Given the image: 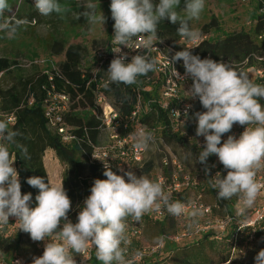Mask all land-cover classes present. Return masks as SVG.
I'll use <instances>...</instances> for the list:
<instances>
[{"label": "trees", "instance_id": "obj_1", "mask_svg": "<svg viewBox=\"0 0 264 264\" xmlns=\"http://www.w3.org/2000/svg\"><path fill=\"white\" fill-rule=\"evenodd\" d=\"M256 1V14L253 23L247 29L228 31L222 28L218 17L213 13L202 14L201 35L209 34L210 36L191 46L194 47L190 49L192 54L200 56L201 59L211 58L217 62L221 60L229 62L236 70H245L250 67L258 70L264 69V59H260L264 55V0ZM10 2L12 1H8L9 5ZM26 3L27 5L23 2L19 4L15 16L27 22L35 21L36 14L24 8L29 4ZM106 21L109 40L114 35V20L112 16H108ZM178 27V24H173L167 19L158 25L159 40H164L173 46L175 53L179 50L176 49L180 39L188 41L177 34ZM68 40L67 38L62 39L59 35L51 36L45 42L46 51L54 56L62 55L63 59L55 65L52 63L33 64L32 69L26 73L21 72L19 62L14 59L12 53L0 55V120L6 121L13 130L19 133L16 137L17 143L27 148L30 158L24 157L20 148L9 145V151L17 158L14 167L19 173L22 194H32L30 206H36L35 197L39 194V190L30 186L27 178L40 176L44 177L46 183L48 182L42 156L46 149H51L57 159L65 165L61 183L63 182V187L72 203L68 218L72 223H76L84 200L90 195L94 180L107 179L103 175L104 165L108 164L113 172L121 175V172L111 165L113 158H128L135 164L142 163L144 174L151 173L156 163L161 162L164 176H156L155 181L162 179L164 186L168 183V177H173L172 161L169 157H163L158 153L161 150L156 142L153 149L148 151L147 159L142 157L144 151L139 161L133 158V146L128 147L126 140L133 137L137 125L153 131L154 134L160 130V134L170 145L181 146L186 154L191 153L190 158L196 161L204 144H200L195 136L197 122L193 116L194 113L203 112L205 109L198 98L192 99L188 103L191 106L188 108V118L183 125H175L168 118L167 112L160 109L157 102H149L152 99L156 101L160 99L159 83L148 82L153 87L146 89L148 83H145V78L151 76L153 71L146 76H139L137 83L131 86L111 83L107 89L103 87V90L110 93L114 99L113 106L117 111V117L112 126L117 139L125 140L121 147L125 150V154L120 155L117 143L100 147L102 108L96 102L97 83L91 80L90 71L93 65L81 71L84 58L83 48L81 44L70 43ZM175 65L178 70L185 71L183 60L176 61ZM76 75L80 78L79 82L73 83L72 80L76 78ZM59 94L67 96V101L58 98ZM138 97L143 107L147 108L138 115L137 120L132 121L129 118ZM180 102L185 101L180 99V101L172 102L170 106L178 108ZM49 109L53 114L56 112L61 117V122L67 127L69 139H64L56 129L49 125L46 115ZM9 117H12L11 121L8 120ZM231 132L224 134L222 141L226 140ZM164 159H166V164L163 163ZM196 164L202 175L199 188L206 190L215 198L212 206L207 205L209 212L206 214L220 221L226 217L231 218L224 229L217 232L209 227H201L192 238L179 241L178 235L168 230V225H170L174 232L177 217L170 215L166 209L160 216L155 210L146 213L142 220L145 222L154 220L158 225V233L164 242L163 251L170 254V259L174 264H225L231 258L232 249L243 243H245L246 253L249 254L248 260L243 264H253L257 253L264 249V230L241 226L235 222L237 197L234 196L231 200L217 199V190L211 188L208 179L214 177L217 172L222 177L226 176L227 170L220 162H217L215 155L208 158L207 165L210 168L208 175L205 174V165L199 162ZM260 173H264V170ZM171 198L174 199L173 201L180 200L185 204L191 202L182 195V191L174 192ZM189 214L190 212H186L183 215L190 216ZM127 223V235L130 239L128 258L132 264H140V261L142 264H151L142 257V248L134 236L139 231L135 224L136 221L129 217ZM198 224L196 221L193 226H198ZM11 225L16 227L13 233L9 232ZM28 234L19 229V223L16 222L15 217H10L7 225L0 226V256L3 258L0 260H3L5 264H15L19 261L14 252L22 250L24 236ZM242 234H244L243 237ZM249 237L251 238L248 241ZM87 261L90 264H102L96 258L94 246L90 250Z\"/></svg>", "mask_w": 264, "mask_h": 264}, {"label": "clouds", "instance_id": "obj_2", "mask_svg": "<svg viewBox=\"0 0 264 264\" xmlns=\"http://www.w3.org/2000/svg\"><path fill=\"white\" fill-rule=\"evenodd\" d=\"M180 3L181 0H159L158 3L111 0L114 44L117 45L112 52L118 55L106 71V89L111 83L134 85L139 76L156 70L157 60L143 55L137 54L126 63L127 54L121 52V46L131 49L134 38L140 37L142 47L150 50L160 41L158 25L161 21L167 19L178 24L177 34L190 42L200 40L201 31L192 27L191 22L200 19L205 0H184V8L178 10ZM34 6L45 17L68 11L59 0H34ZM81 6L84 11L75 19L82 16L90 26L105 23V16L97 12L92 0H85ZM6 11H11L8 0H0V17ZM26 23L14 17L5 19L0 22V32L9 40L16 39L19 29ZM192 48L176 52L171 61L183 60L185 73L181 78L190 77L193 81L187 95L198 98L205 109L193 116L197 122L196 135L205 140L195 162L205 165L208 175V158L217 156L227 170L226 176L217 172L208 179L211 188L217 190V199L231 200L235 196L244 208H251L264 189V184L257 180V173L264 170V104L260 103L264 99V85L255 83L247 73L236 70L229 62L193 55ZM184 115L188 118L187 111ZM234 124L246 126L245 130L239 138L228 135L222 142V136L229 133ZM17 135L19 133L6 121L0 120V226L7 225L9 218L15 217L19 229L29 233L34 242L46 241L43 254L34 257L32 264H76L73 253L83 254L89 245L95 247L96 258L102 264H132L128 258L129 217L139 222L146 213L162 207L174 217L186 211L185 203L173 201L172 193L165 190L161 181L145 175L137 177L132 171L117 175L108 164L104 165L103 173L107 179L94 180L76 223L68 218L72 203L63 182L54 185L46 183L44 177L27 178V183L39 190L35 197L37 204L31 207L32 194H22L19 173L14 167L17 158L9 151V145H15L24 157L30 158L27 148L17 143ZM133 139L135 148L143 151H151L156 142L154 132L145 128L134 132ZM189 215L191 227L203 212L193 207ZM255 264H264V249L255 256Z\"/></svg>", "mask_w": 264, "mask_h": 264}, {"label": "rangeland", "instance_id": "obj_3", "mask_svg": "<svg viewBox=\"0 0 264 264\" xmlns=\"http://www.w3.org/2000/svg\"><path fill=\"white\" fill-rule=\"evenodd\" d=\"M12 1L10 4L11 11H6L3 17H0V22L5 19L16 18L15 13L18 10L20 3L28 2V6L24 8L28 11H32L36 14V20L32 22H27L25 25L21 26L18 31V36L16 39L9 40L5 38V34L0 32V55L2 54H11L14 55V59L19 62L21 72H28L32 68V65L29 64V61L37 60V65H46L47 63H52L55 65L60 60L63 59L62 55L54 56L46 51L45 42L50 39L51 36H61V38H67L70 43H79L83 48L84 58L82 62L81 71L85 70L87 66L93 65V52L100 46H104L108 42L107 35V21L103 25L97 24L95 26H90L85 18L81 16L79 20L75 19L76 15L84 11V8L81 6L85 0H59V3L68 9V11L63 15H57L53 13L50 16H42L38 13L34 6V0H8ZM93 3L97 6V12L100 11L105 16L106 20L108 16H111L110 4L111 0H92ZM154 3H158L159 0H153ZM256 0H205V8L202 14L205 12H211L218 17L219 23L222 28L232 31L238 30L241 28L247 29L253 23L254 15L256 14ZM184 8V0H181L179 5V10ZM201 14V15H202ZM18 19V18H17ZM203 20L192 21V27L198 28L200 30V25ZM202 31V30H200ZM210 36L201 35V39ZM200 40L195 42L185 41L180 39L177 42L178 51L185 49V47H191L196 45ZM161 45L164 48V51L172 56L175 54L174 47L160 40ZM34 54V55H33ZM40 61V62H39ZM43 61V62H41ZM243 71L240 69L238 71ZM248 74L249 78L255 83L264 85V69H254L247 68L244 70ZM155 78V76H154ZM79 76L76 75L72 81L73 83L79 82ZM192 83H188L184 86L183 90L180 93V99H183L185 102L189 103L193 98H189L187 91L191 88ZM148 87V88H147ZM146 89H150L153 85L148 84ZM102 88L101 90H103ZM105 100L108 103H114V99L110 93L104 92ZM261 104H264V99L260 101ZM103 111V107H102ZM107 111V110H106ZM244 127L239 124H234L233 129L236 127ZM246 127V126H245ZM144 128V127H143ZM160 131V130H159ZM157 131L155 134L156 143L158 144L161 152V156H166L171 159L172 173L173 177H168V183L165 184V190L172 193L182 191V195L191 202H201L204 205L212 206L214 204L215 198L212 197L210 193L206 190H201V170L199 169L196 162L188 157L186 152L181 146L170 145L164 137ZM238 131V130H237ZM116 135L112 123L106 127H102V131L99 136V145L100 147L115 145L117 143V138L112 136ZM223 142V141H222ZM128 147H134V139L131 137L126 140ZM100 150V149H99ZM149 152H143V158L147 159ZM49 159L50 161H47ZM112 160V167H116L121 172V175L128 171H132L136 174L137 177L145 175L152 180H156L155 177L164 176L163 166L161 162L156 163V167L151 173L144 174L142 172V163L135 164L130 159H115ZM217 162H219L218 157L216 156ZM43 165L46 170L48 181L51 184H60L62 173L65 169L63 165L55 156V153L51 149H46L42 156ZM127 180V177L125 176ZM163 183V181L161 180ZM184 193V194H183ZM172 199V198H171ZM174 200V199H172ZM190 202V203H191ZM259 202V196L254 203L255 206ZM241 206L242 211L239 213L237 208ZM252 206V207H253ZM236 210L234 213L235 222L241 224L245 222L248 218H251V208H244L242 203L238 200L237 205L235 206ZM163 208V207H162ZM165 209V208H163ZM191 212L190 210L185 211ZM13 218V217H11ZM177 224L175 230L168 225V230L173 234L178 235V239H190L196 232V226L193 224L189 227L190 216L182 215L176 218ZM199 224L198 227L201 228H212L217 232H221L220 227L221 221L219 219L213 218L210 215H207L203 212V215L197 218L196 220ZM139 229L138 234H134L135 238L139 241L140 247L142 248V257L149 261L151 264H174L170 259V254L163 251L162 237L159 235L158 225L151 220L150 222H145L142 219L139 222L135 223ZM62 227V224H61ZM16 230V227L11 225L9 226V232L13 233ZM246 234V233H245ZM131 235V234H130ZM242 237L244 234L241 235ZM251 237L248 238V241ZM54 239V238H49ZM22 250L14 252L18 256L20 264H32L34 257H39L43 254L46 241L34 242L30 234L24 236ZM76 264H90L87 260H84L82 254L73 253ZM249 254L246 253L245 243L241 246L236 245L232 249L231 258L225 264H243L248 260ZM2 256H0V259ZM3 259V258H2ZM138 258L136 257V260ZM139 261V260H138ZM0 264H5V262L0 260ZM15 264H17L15 262ZM142 264V261H140ZM255 264V261L253 262Z\"/></svg>", "mask_w": 264, "mask_h": 264}, {"label": "built area", "instance_id": "obj_4", "mask_svg": "<svg viewBox=\"0 0 264 264\" xmlns=\"http://www.w3.org/2000/svg\"><path fill=\"white\" fill-rule=\"evenodd\" d=\"M202 40V39H201ZM117 45L114 44V36L108 40V42L104 46H100L93 52V67L90 71L91 80L97 83L95 94H96V102L102 108V118H101V126L106 127L110 123H113L114 119L117 117V111L115 110L113 104L108 103L105 100L104 91L101 89L104 87L105 82L108 80L107 69L110 65L112 59H114L118 54L113 53L112 50ZM121 52L127 54V62H131V58L135 55H143L147 56L149 59H156L157 60V68L153 71L151 76H147L145 78V83L152 82L160 84V99L150 100L151 103H156L159 105L160 109H163L167 112L168 118L171 122L175 125H183L186 117L184 113L187 111L189 104L187 102H180V106L178 108L171 107L170 104L174 101H180V93L183 90L184 86L188 83H193L192 79L189 78H181L184 77L185 71L178 70L176 68L175 63L171 61L172 56L168 55L165 51L163 46L161 45L160 41L151 48L150 50H145L141 45V38L137 37L134 38L132 41V47L127 48L125 46H121ZM260 59H264V55ZM40 62V61H39ZM43 62V61H41ZM37 60L29 61L30 65L37 64ZM176 69V70H175ZM179 75H178V74ZM155 76V78H154ZM149 84V83H148ZM62 101H67V96L65 95H57ZM147 107L142 105V101L137 99L134 108L130 115V120H137L136 118L138 115L142 113ZM107 110V111H106ZM180 113V114H179ZM46 115L49 119V125L56 129L59 134L62 135L64 139H69L70 136L67 132V127L63 125L61 122V117L56 114H53L50 109L47 110ZM8 120H12V117H9ZM140 128H143L141 125H137L136 131ZM238 130V131H237ZM245 130V127H236L231 132V135H234L236 138H239L240 134ZM195 136L199 140L200 144H204L205 140L203 136H197L195 132ZM113 138H117L116 135L112 136ZM125 140H117V145L120 148V155L125 154V150H122V145L124 144ZM143 150L133 147L132 153L133 158L136 161H139L141 158ZM163 163L166 164V159L163 160ZM105 168V167H104ZM162 179H159L161 181ZM257 180L264 184V173H257ZM187 210H192L193 207H199L204 213L209 212V206L202 205L197 202H191L189 204H185ZM165 209L161 208L160 210H155L157 215H161ZM237 211L240 213L242 211L241 206L237 208ZM252 216L248 218L245 222L241 223V226H250V227H257L259 230H264V189L261 190L259 195V202L252 207L251 209ZM231 220L230 217H226L220 223V227L223 230L226 224ZM200 228L196 226V231ZM140 231H138L139 233ZM92 245H89L87 251L83 253L84 260H87L89 257L90 250L92 249ZM17 264H20L19 261H16Z\"/></svg>", "mask_w": 264, "mask_h": 264}]
</instances>
